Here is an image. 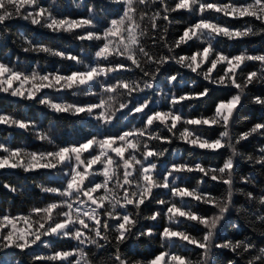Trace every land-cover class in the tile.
I'll return each instance as SVG.
<instances>
[{"label":"clouds","instance_id":"1","mask_svg":"<svg viewBox=\"0 0 264 264\" xmlns=\"http://www.w3.org/2000/svg\"><path fill=\"white\" fill-rule=\"evenodd\" d=\"M108 3H124L130 23L140 33L141 52L149 51L137 57L135 68L127 70L133 73L131 77L121 75L119 65L95 51V65L90 69L95 75L65 85L75 89L73 97H98L106 106L102 117L94 119L95 128L87 123V114L75 110L78 102L53 97L46 101L23 99L48 110V124L42 119L45 113L38 111V119L30 120L32 127L25 129L35 140L53 146L48 153L55 152L61 145L57 141L65 136L81 140L139 133L129 141L138 154L131 159L140 166V176L132 181L138 185L139 195L131 207L121 205L130 221L127 231L122 236L118 226H108L110 219L122 214L104 201L108 206L96 212V219L103 223L89 229L88 246L80 249L78 259L81 264H150L153 255L145 253H159L179 257L183 264H264V94L254 92L264 89V50L256 45L235 50L237 43L264 40V0ZM24 4L30 11H19L14 0H0V62L10 60L17 72L39 75L35 67L28 70L32 63L28 57L45 55L75 60L83 64L84 71L89 70V64L77 55L65 54L36 39L33 29L50 31L61 5L45 6L41 0H24ZM181 6L187 16L177 18L173 14ZM84 8L91 17L88 28L111 20L104 4L97 0L80 6ZM17 20L25 27H16L12 22ZM76 39L84 41L85 37ZM149 40L155 47H149ZM193 45V51H182ZM101 59L109 63L101 64ZM36 64L40 66L39 59ZM249 64L253 66L249 68ZM44 74L53 76L49 86L54 87L53 72ZM97 84L99 92L89 90ZM224 91L228 98L217 97L211 114H206L203 109L213 94ZM90 103L96 102L83 104ZM224 104L231 107L221 108ZM149 108L154 113L145 116ZM249 109H255V114ZM158 113L169 119H154ZM165 131L168 135H163ZM202 144L218 147L202 148ZM199 150H222V163H206ZM162 162L161 177L157 173ZM145 166L153 177L147 186L143 182ZM2 183L15 189L13 195L31 200L36 190L40 195L42 188L58 189L66 181L64 173L57 170L29 176L18 186ZM212 184L220 186L218 192L208 190ZM149 203L152 207L144 206ZM18 259L25 264V256ZM28 264H32L30 258Z\"/></svg>","mask_w":264,"mask_h":264},{"label":"snow or ice","instance_id":"2","mask_svg":"<svg viewBox=\"0 0 264 264\" xmlns=\"http://www.w3.org/2000/svg\"><path fill=\"white\" fill-rule=\"evenodd\" d=\"M14 3L19 11H30L24 4V0H14ZM176 3H179V0H176ZM120 5H122L120 12L111 15L112 18L102 34L99 31L88 30L79 36L85 37L84 41H96L97 39L102 41V47L96 50L98 55L101 58H122L114 64L119 65V71L123 73L130 68H135L139 62L137 57L149 50L144 49V52H141L140 33L136 26L130 23L128 10L124 3ZM178 11H183V7L181 6ZM90 19L91 17L88 16L71 18L57 14L56 20L51 22L50 31L72 33L77 29H88L86 25ZM89 33L93 35L90 36ZM58 51L65 53L62 50ZM101 61L105 60L101 59ZM195 63L196 57H193V64ZM94 65L95 63L89 64L87 71L77 70L70 74L53 72L56 79L55 86L51 87L49 85L53 81L52 75L21 74L10 63L0 62V93L20 99L46 101L51 96H48L45 90L57 93L69 90L65 85L93 77L95 73L90 69ZM41 76H46V78L41 80ZM111 79L109 77V81ZM41 93L44 94L41 95ZM223 107L230 108L231 105H221V108ZM62 110L68 111L67 108ZM75 110L80 115L87 114L91 119H99L106 111V106L99 101L90 104L78 103ZM149 113H154V109L149 108L145 116ZM153 118L156 120L169 119L164 113L155 114ZM141 123L143 124L144 120H141ZM148 123L151 124L152 121L149 120ZM0 126L25 131L26 128H31L32 124L30 120L20 119L10 113L0 111ZM137 135L139 133L129 131L124 136L117 134L118 138H105L99 135L92 139L88 136L71 143L61 144L53 153L28 151L24 147H12L5 142H0V153H3L0 155V170L19 169L26 173L39 170L52 173L59 170L64 173L66 181L65 185L58 189L42 188L44 194H52L54 199L43 206L34 205L27 214L0 212V253H11L14 264H21L18 257L24 256H29L32 264H81L78 257L80 249L88 246L89 229L93 224L103 223V220L96 219V212H103L108 206L104 201H108L116 211L122 214L120 217L110 219L108 226H118L123 236L130 221L123 215L121 205L131 207L136 203V196L139 195L138 185L133 184L132 181L140 176V166L131 159L138 154L133 144L129 143V141H134ZM201 147L215 148L218 145L202 144ZM152 159L155 157L153 156ZM152 159L147 163L150 164ZM163 172L164 170H160L157 175L162 177ZM94 177H102V179L96 181ZM152 180L153 177L145 166L143 174L145 186L151 184ZM117 187L119 191L116 190ZM5 188L11 192L15 190L11 185ZM134 190H137L135 196L133 195ZM101 191L102 195L99 194ZM144 206L150 207L151 204ZM57 213H62V215L57 216ZM51 238L57 241L61 238H68L75 240L76 243L74 247L68 249L55 248ZM0 264H5V262L0 260ZM150 264H183V262L179 257L155 253Z\"/></svg>","mask_w":264,"mask_h":264},{"label":"trees","instance_id":"3","mask_svg":"<svg viewBox=\"0 0 264 264\" xmlns=\"http://www.w3.org/2000/svg\"><path fill=\"white\" fill-rule=\"evenodd\" d=\"M92 0H41V3L45 6H53L61 5V9L57 12L59 16L64 17H71V18H82L87 17L88 12L87 9L84 8L83 10L80 9V6L87 5L91 3ZM176 0H171V3H175ZM211 2V0H209ZM221 3H226L227 0H220ZM238 2H244V0H238ZM97 3H103L104 7L107 11V14L110 18L111 15H115L118 12H120L122 5L120 4H110L108 3V0H97ZM177 18L186 17L187 13L184 11H178L173 14ZM15 24L16 27L24 28L25 25L20 22L19 20L12 22ZM107 21L103 23L102 26H99L95 29L88 28V29H77L75 32L68 33V32H59V33H53L49 30H40L37 31L33 29V31H36V39L40 42L44 43H51L57 50H62L66 54H73L77 55L81 59L84 60L87 64H93L95 63L94 60V53L98 49V47L102 46V41H79L76 39L77 36L85 34L86 31L92 30V31H99L101 34L104 30V28L107 26ZM179 35V33H177ZM149 47H155L152 45L151 40L148 41ZM253 45L258 46L260 49L264 50V40L260 41H252L247 40L244 41L243 44L237 43L235 50H240L242 47L247 46L251 48ZM195 46L193 45L191 48L185 46L182 51L184 52H190L193 51ZM15 51V49L13 50ZM39 59L40 66L36 64V61ZM120 57H111V62L115 63L118 60H121ZM28 60L32 63L29 65V71H31L32 68H36L38 71L41 72V74H44L46 72H60L61 74H70L72 71H84L83 64H77L74 61L71 60H63L59 57H46L45 55H41L40 57L36 56H29ZM7 63L11 64V61H6ZM101 64H107L108 61H100ZM253 65L249 64V68H251ZM171 70V68L169 69ZM121 75L125 77H131L133 73L130 72H123ZM75 89H69L66 91H61L59 93L52 91V90H45L48 96H51L57 100L60 99H66L70 102H78V103H86V102H97L98 97H73L72 91ZM92 92H99V85H94L90 89ZM254 92L257 94H264V89H254ZM44 93H41L43 95ZM229 96V93L227 91L214 93L212 99L208 102V105L203 109V111L206 114H211L212 107L217 99V97L227 99ZM254 112L255 109H249ZM0 111L10 113L17 118L24 119V120H33L38 119L37 113L38 111H43L45 115L42 117L45 124H48V110L41 109L40 106L35 104L33 101H24L20 98H13L10 97L8 94L0 93ZM65 117H68V114H61ZM70 119H76L71 118ZM88 120V124L92 125L93 128H95V121L94 119H91L89 117L86 118ZM52 123H55L53 121ZM130 127V125H129ZM99 131V130H97ZM212 134L215 135V131H212ZM163 135H168V133L165 131ZM55 139V138H54ZM80 140L79 138L73 139L71 137L65 136L63 141H57V143L64 144V143H71L74 141ZM0 142H5L9 144L12 147H24L28 151H49L52 150L53 146L50 144H47L45 142L37 141L34 139L33 135L29 132H25L21 129H14V128H7L5 126H0ZM167 146V145H161ZM246 147H251V145H246ZM198 154H203L205 158L206 163H213L218 164L222 163L223 161V151H219L217 153H212L207 150H199ZM0 155H3V153H0ZM87 155V154H85ZM127 155V153H126ZM169 158H172L169 156ZM165 162L161 163L160 169L161 171L164 170ZM60 166H58L59 168ZM99 167V166H96ZM50 174L48 171L45 170H39L34 173H24L22 170L16 169V170H0V181L7 182L12 185H19L22 181H27L29 176H41ZM96 181H99L102 179V177H94ZM0 182V212H10L12 214H27L29 209L33 207L34 205L43 206L46 203L51 202L54 197L52 194H44L41 193L39 195V190H36L33 194V199L26 200L22 199L21 197L13 195L11 191L6 189L3 186V183ZM111 187V185H110ZM220 186L217 184H212L208 190L212 192H218ZM100 195L103 194L101 191L99 193ZM152 207V205L150 206ZM42 239H49V238H42ZM51 242L53 243L55 248H71L75 246V241L70 240L68 238H61L58 241L55 238H51ZM44 251H47V249H43ZM155 253H145V255H153ZM28 258L29 256H25V264H28ZM0 260H3L5 264H14V260L11 253H0Z\"/></svg>","mask_w":264,"mask_h":264}]
</instances>
